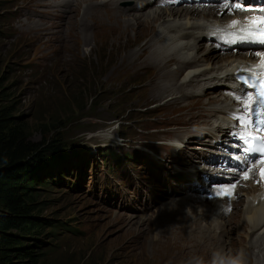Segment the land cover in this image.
<instances>
[{
  "label": "rangeland",
  "instance_id": "obj_1",
  "mask_svg": "<svg viewBox=\"0 0 264 264\" xmlns=\"http://www.w3.org/2000/svg\"><path fill=\"white\" fill-rule=\"evenodd\" d=\"M51 1L0 0V30H4L5 26L6 31L12 30L9 34L16 35V40H12L0 34V87L3 98L6 99L3 103L10 104L14 116L27 124L29 141L48 146L57 139L61 142L60 147L70 152L87 156L93 152L95 168L91 177L90 164H86L87 171L80 187L72 185L76 182L74 174L67 177L68 182L59 187L50 182L48 185L39 179V175L30 173L35 181L29 188L34 203L31 214L44 223V229L31 232L24 240V245H34V249L43 247L41 257L44 258L41 264L210 263L214 259L211 255L212 249H194L198 243H193V239L188 238L184 230L178 231L175 225L184 222L187 215L193 219L198 214L179 211L184 216L179 220L177 212L161 211L172 198L187 194L186 188L178 182L175 172L185 174L194 168L182 167L177 162L186 164L189 156L197 159L195 154H190L187 150L189 143H198L201 139L200 135L193 133L195 130L184 132L187 124L183 123L172 129L170 136L176 141H184L186 146L182 149L183 152L177 151V162L156 158L138 142L132 146L124 144L120 147L102 146L104 141L88 142L108 134L122 135L127 140L162 138L161 133H150L148 129L161 128L158 127V122L162 125L174 123L177 110L182 107L194 116L196 123L195 112L207 105V98H195L190 102L183 99L186 93L196 88L178 93V81L189 70L182 76V73L178 77L176 75L177 82L169 85L165 81V75L157 71L161 70L154 65L150 48L148 53L138 56L133 46V41L139 40L136 27L130 28L128 24V34L123 31L113 34L105 20L113 18L110 15L96 18L99 27L94 29L91 24V29L86 31H81L83 28L76 30L67 24L65 16L58 21L62 24L56 25L55 22L37 15L43 9L53 8L55 5ZM32 2L40 3L25 10ZM122 3L125 6L129 1ZM225 4L223 2L217 6ZM8 9L15 18L16 25L13 27L10 15L5 13ZM76 10L75 13L68 12L69 15L73 13L71 20L74 17L81 18L82 11L79 8ZM139 13L145 17L144 13L147 12L144 9L125 12L119 16L131 23L132 16ZM210 13L199 17L208 20L216 17L214 13ZM104 20L106 25L103 24ZM23 21L31 24L38 22L39 30L46 33L39 34V31L31 30V34L40 35L42 40L27 33L29 31L25 32L19 25ZM136 21H140L139 17ZM153 25L155 23L149 26L151 30H155ZM215 52H218L215 59L221 58L222 61L227 59L226 53L230 55L235 52V55H239L246 51L218 48ZM166 61L169 68L175 67L176 63H168V59ZM152 106L155 109L146 110ZM202 140L201 143L207 141L211 144L210 140ZM143 144L149 143L144 141ZM107 147L118 152V158L99 155L101 152L107 153ZM51 152H45L49 153L46 158L50 157ZM170 152L173 156L171 148L165 150L166 157ZM35 159L36 156L25 161V170L29 172L28 169L35 165L38 166L36 174H42L40 170L43 167ZM78 169L82 167L79 166ZM198 173L188 176L189 190L198 192L192 188L193 185L205 187V180L198 177ZM246 173L242 172L241 175ZM189 177L200 182V185L193 183V179ZM250 181L255 186V192H259L260 181L255 174L238 186L247 187ZM237 182H240L239 177ZM243 193L246 195L243 190H238V201L245 199ZM187 200L191 207H199L200 213L207 209L201 207V203L205 204L206 201L199 200L198 196L190 195ZM252 206L255 209L258 205ZM233 208L236 210L235 206ZM167 215L177 221L172 226L173 230L166 228L165 222L170 219ZM243 216H247V213ZM128 218H132L129 224ZM139 218L144 220L139 223L140 226L131 225ZM238 219L240 218L237 216L236 222H239ZM210 223L213 224L211 231L217 234L219 223L227 225L224 219H218L215 224L211 219ZM64 225L74 227L75 230L70 233ZM236 227L240 230V225H235L232 233L238 231ZM258 231L248 234L249 238L252 234L254 238ZM221 238L229 241L227 235L223 234ZM260 240L258 239V244ZM222 250L224 252L220 251L219 254L223 253L224 257L231 256L227 249ZM196 251L199 253L196 254ZM260 256H264V250ZM255 260L256 257H252L244 261V264H254ZM258 261L264 264V261Z\"/></svg>",
  "mask_w": 264,
  "mask_h": 264
},
{
  "label": "bare ground",
  "instance_id": "obj_2",
  "mask_svg": "<svg viewBox=\"0 0 264 264\" xmlns=\"http://www.w3.org/2000/svg\"><path fill=\"white\" fill-rule=\"evenodd\" d=\"M121 1L123 0H52L51 3L55 6L53 8L43 9L42 11H39L37 15L51 22H55L56 25H61L62 23H58V21H61L63 16H65V22L67 24L75 27L76 30L83 28L81 31L91 29V24L94 25V29L99 27L98 22H96L95 19L102 15H110L113 17L105 19L108 27H110V31L112 30L113 34L118 31H123L124 34H128L130 32L127 26L128 24L130 28L136 27L135 29H138L139 40H134L133 46L135 47L138 56L148 53V49L150 48V51L152 52L149 53L151 58L154 60V65L164 72L162 73L157 70L156 67L155 69L162 75H165V81H167L169 85L177 82L176 75L178 77V74L182 73V76L184 72L189 70L183 75V78L178 81L180 88L178 93L187 89L196 88L194 91L186 93L183 99L190 102L195 98H207V105L200 107L195 112L196 123L194 116L183 107L177 110V114L175 116L176 118L174 117L173 122L176 124H187V127L183 129L184 132H192L195 130L193 133H195V135H200L201 138L197 141L198 143H201L203 138L205 140H209L210 137L215 138L213 142L210 141L211 144L215 146L218 145V138L226 136L228 118L216 119V114L218 112H224L228 108L229 104L227 103V100L229 98L226 94H222L217 89H223V91L233 90L232 71L236 67L253 62L256 56L253 53L248 52L235 55L234 52L230 55L229 53H226L228 55L225 60L220 61L221 58L215 59L216 55H218V52H215V50L218 48L216 46V41L212 37L214 25L216 24L218 27L222 28L223 26L220 24H223L234 31L239 30V28L244 24H256L260 16L264 14V8H248L243 10L242 7L234 8L233 5L229 3H226L228 4V7L226 8L224 5L219 7L217 5L207 3H194L178 7L148 6L156 0H131L132 2H130L127 7H121L119 5ZM138 1L141 2V4L137 5L136 3ZM39 3L40 2H32L31 5H28L24 9L28 10L33 5H37ZM76 8H79V11H82V16L79 19L74 17L71 20L70 16L77 11ZM144 9H146L147 12L144 13L145 17H142L141 13L138 15L136 14V16L133 15V21L131 23L126 22L124 17L119 16V14H124L125 12L143 11ZM70 11L73 13L69 15L68 12ZM209 11L214 13L216 17L213 16V18L209 20L199 17L210 13ZM231 11L232 14H230ZM117 15L119 17H117ZM138 17L140 20L139 22L136 21ZM105 20L103 22L104 25H106ZM233 21H236V23L233 24ZM154 23L155 25H153V28L155 26V30H151L149 26ZM19 25L23 30H25V32L29 31L27 32L29 34H31V30L34 32L39 31V34L46 33L39 30L38 22H33L31 24L23 21L20 22ZM221 31L223 30L221 29ZM171 32L174 34L169 35ZM33 36H36L38 40H42L40 35ZM187 38H189V40L180 43L176 42L177 40H184ZM85 42L88 41L85 40ZM188 50L189 52H187ZM167 59L168 63H176L174 68H169V65L167 66ZM209 70L211 71L209 72ZM205 74H210L209 77L215 79V83L218 86H215L214 89L208 88L209 83H207V81H203L202 78ZM200 124H203V127L205 126L203 131L202 126H197ZM200 131H202L201 134ZM181 143L182 147L178 151L183 152L184 150L182 149H185L186 146L184 141H181ZM169 156H172L171 152L167 153V157ZM202 158L204 161H208L210 154L207 155L206 153H203ZM262 166L263 164L258 165L252 173L255 174L256 178L260 181L259 192L261 191L264 182V176L261 175ZM209 169L210 168L207 167V170ZM218 170L219 168H215L210 172L215 173ZM229 171L233 170H226L224 172ZM200 175L201 172L198 173V177H200ZM189 178L193 179V183L195 182L193 177ZM200 178L203 179L202 177ZM192 188L196 189L199 193L204 192L201 191V187L199 186L193 185ZM237 188L238 190L246 192V195L243 193L245 199L242 201L244 204L242 205V201H238L239 198L237 199L236 196L222 199V203L231 205L232 209L226 216L219 218L221 220L224 219L227 222V225L223 223L218 224L219 234L211 231V227L213 226V224L210 223L211 219L209 218L208 220H205V216L207 215L209 208L206 204L201 203V207L207 209H204L201 213L199 212L200 214L198 213V215L193 219L187 215V218H185L186 220H183L184 222L176 223V219L167 215L170 219L165 222L166 228L172 229V226L176 223L175 225L177 226L178 231L184 230L186 236L193 239V243H198L194 249H206L207 251L212 249L211 255L214 259L210 263L205 264H214L215 260L219 258L220 255L223 256V253L219 254L220 251L224 252L222 249H227L231 256L241 254L245 262L252 257H256L254 264H260L261 262L258 260L264 261V256H260L261 252L264 250V198L261 199L259 192H255V186L251 181L248 182L247 187L242 185ZM198 199L205 201V199L201 196H198ZM255 203L258 206L254 209L252 205H255ZM209 204H213V201H210ZM233 205L236 207V210L233 208ZM195 206L196 205L193 207ZM179 211L185 212L183 208L172 212H177L179 220H181L184 216H181ZM244 213H247V216L244 217ZM225 214L226 213L224 211L221 212V215ZM237 216L240 218L238 219L239 222H236ZM128 219L127 224H129V221H131L132 218ZM142 221L144 220L139 218L131 225H137ZM238 224L240 225V230L236 227L235 229L238 228V231H235V235V233H232L234 231L233 226ZM137 230H140V228ZM255 231H258L256 236L253 238L254 234H252L249 238L248 234ZM223 234L228 236L229 241L226 242L221 238V235ZM258 239H261L259 244ZM195 253L197 254L199 252L196 251Z\"/></svg>",
  "mask_w": 264,
  "mask_h": 264
},
{
  "label": "trees",
  "instance_id": "obj_3",
  "mask_svg": "<svg viewBox=\"0 0 264 264\" xmlns=\"http://www.w3.org/2000/svg\"><path fill=\"white\" fill-rule=\"evenodd\" d=\"M1 89L0 87V264H41L44 258L41 257L43 247L34 249V245H24V240L31 232L44 229V223L31 214L34 203L29 188L35 181L30 173L39 175V179L48 185L49 182L44 175L36 174L38 166L32 165L27 172L24 163L36 156L35 161L41 167L49 166L62 162L66 154L61 153L64 148L60 147L61 142L57 139L48 146L42 142L29 141L27 124L14 116L10 104L3 103L6 99L3 98ZM48 151L52 152L46 158L49 153L45 152Z\"/></svg>",
  "mask_w": 264,
  "mask_h": 264
},
{
  "label": "clouds",
  "instance_id": "obj_4",
  "mask_svg": "<svg viewBox=\"0 0 264 264\" xmlns=\"http://www.w3.org/2000/svg\"><path fill=\"white\" fill-rule=\"evenodd\" d=\"M214 264H244V258L241 254L229 257L221 256L215 260Z\"/></svg>",
  "mask_w": 264,
  "mask_h": 264
},
{
  "label": "snow or ice",
  "instance_id": "obj_5",
  "mask_svg": "<svg viewBox=\"0 0 264 264\" xmlns=\"http://www.w3.org/2000/svg\"><path fill=\"white\" fill-rule=\"evenodd\" d=\"M232 23L235 24L236 21H233ZM260 43H261V44H264V40H261ZM262 94H264V93H262ZM250 98H251V97H249V99H250ZM261 175L264 176V169L261 170ZM245 178H247V177H245ZM233 187H234V185H233Z\"/></svg>",
  "mask_w": 264,
  "mask_h": 264
}]
</instances>
